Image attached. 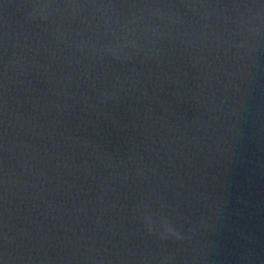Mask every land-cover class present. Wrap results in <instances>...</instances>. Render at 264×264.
<instances>
[{
    "label": "water",
    "instance_id": "1",
    "mask_svg": "<svg viewBox=\"0 0 264 264\" xmlns=\"http://www.w3.org/2000/svg\"><path fill=\"white\" fill-rule=\"evenodd\" d=\"M0 264H264V0H0Z\"/></svg>",
    "mask_w": 264,
    "mask_h": 264
}]
</instances>
